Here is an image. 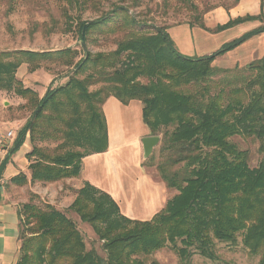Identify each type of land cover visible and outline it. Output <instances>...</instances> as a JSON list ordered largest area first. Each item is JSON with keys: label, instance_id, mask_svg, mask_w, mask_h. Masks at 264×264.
Wrapping results in <instances>:
<instances>
[{"label": "trees", "instance_id": "obj_1", "mask_svg": "<svg viewBox=\"0 0 264 264\" xmlns=\"http://www.w3.org/2000/svg\"><path fill=\"white\" fill-rule=\"evenodd\" d=\"M59 1L65 31L76 33L80 48L0 50V91L26 99L32 109L10 152L28 138L30 175L20 172L11 183L51 184L79 177L84 158L109 148L104 105L114 96L125 105L142 103L143 121L152 135L173 126L164 134V160L157 168L166 186L178 192L151 219L139 220L123 214L111 194L85 182L69 209L91 225L104 255L88 248L76 219L49 202H35L34 194L19 208L20 256L15 264H159L145 258L169 245L188 264L195 253L216 260L217 242L236 245L240 236L264 264V56L235 70L213 63L264 34L263 0L259 14L231 18L215 28L205 25L204 15L231 6L200 14L193 0H181L197 12L182 23L212 33L260 22L213 53L195 57L181 54L169 35L170 27L182 23L149 24L122 0ZM16 2L9 0V12ZM105 3L111 6L103 10ZM133 4L137 7L140 0ZM86 11L100 15L83 18ZM103 40L116 48L88 50ZM43 62L71 67V73L41 97L17 71L25 63L35 71ZM98 84L104 85L90 89ZM236 136L259 140L258 166L251 167L249 150L233 142Z\"/></svg>", "mask_w": 264, "mask_h": 264}, {"label": "rangeland", "instance_id": "obj_2", "mask_svg": "<svg viewBox=\"0 0 264 264\" xmlns=\"http://www.w3.org/2000/svg\"><path fill=\"white\" fill-rule=\"evenodd\" d=\"M14 5V9L8 11L9 0H0V50H14V49H33V50H52L65 47L80 48V42L77 40L76 33L65 31V18L62 15L63 3L59 0H18ZM113 2H120L121 0H112ZM125 4L130 5L131 12L138 15L140 20H146L149 24L170 25L182 23L186 20H193L197 13L192 10L190 6L182 5L181 0H140V4L134 6V0H122ZM198 6V12L203 14L207 9L218 6H236L240 0H193ZM110 3H105L103 10L110 8ZM221 7V6H219ZM223 7V6H222ZM229 7V8H231ZM225 8V7H224ZM214 9V8H213ZM228 9V8H227ZM73 16L77 15L76 9L71 10ZM100 15L99 12L86 11L83 13V18H95ZM205 16V15H204ZM56 22V24H55ZM59 23V24H58ZM57 28L55 25H57ZM56 28V29H55ZM215 51L220 46L216 47ZM116 48L111 41H100L99 44H90L88 50L92 53L99 51H110ZM243 52V49L240 50ZM83 53L76 59L78 60ZM17 71V77L24 83L38 91L42 97L50 86H56L68 80V75L71 73V67H67L54 62H43L40 67L31 71L28 64H22ZM244 65H237L230 67V69L242 68ZM235 73V72H234ZM231 75V74H228ZM217 79L221 76H217ZM104 84H98L91 87V90H97ZM214 85V84H213ZM215 87V86H213ZM213 92L215 89H212ZM45 92L43 95L41 92ZM28 101L24 98L18 97L12 92L0 91V132H7L15 130V139L19 135V130L24 125L26 120L30 117L31 108L27 105ZM135 123V122H134ZM132 125V130L137 128ZM173 129V126L162 127L156 134L160 137V142L155 146L152 154L148 158L143 156L140 151L141 162H143V170L149 177L151 185L157 189H161L164 195V204L171 199L178 191L177 189H170L161 178L157 165L164 160V155L161 153V146L164 140L166 131ZM152 135V134H149ZM233 142L238 144L242 149L249 150V161L251 167L258 166L262 159V154L259 151V140L255 137L236 136L232 138ZM28 138L23 145L16 151L15 161L20 168L26 164V151ZM141 142V140H140ZM38 145L54 147L55 142H37ZM10 175L5 173V177ZM138 180V179H137ZM84 184L79 179H66L58 183L42 184L35 183L27 184V187H22L21 192L17 195L20 208L29 202L31 197L35 194V202L43 204L49 202L58 209L65 211L78 221L79 227L87 242L88 248H96L102 255L104 251L101 248L102 242H99L97 235L93 228L88 223H83L79 217L70 211L69 206L75 199L76 190L81 188ZM24 186V185H23ZM160 192V193H161ZM118 201V200H117ZM119 202V201H118ZM161 208V209H162ZM133 218V217H132ZM136 219V218H135ZM180 244V243H179ZM217 259L212 260L205 258L198 253H195L188 264H259L260 256L254 255L246 249L242 242L241 236L236 245L228 243L217 242ZM146 261L156 260L159 264H182L180 256L172 246H168L159 250L147 258Z\"/></svg>", "mask_w": 264, "mask_h": 264}, {"label": "crops", "instance_id": "obj_3", "mask_svg": "<svg viewBox=\"0 0 264 264\" xmlns=\"http://www.w3.org/2000/svg\"><path fill=\"white\" fill-rule=\"evenodd\" d=\"M260 11L261 0H240L236 6L229 9L221 6L207 12L204 22L208 28H215L231 18L247 14L257 15ZM259 25V21H250L212 33L198 26L182 23L170 27L168 32L181 54L195 57L211 54L214 51L210 50H213L215 44L216 47H221ZM241 49L243 52H240ZM263 56L264 34H260L236 49L218 56L213 63L217 67L230 68L246 65ZM44 93L41 92L42 95ZM142 109L143 105L139 100H132L125 105L114 96L107 99L104 112L108 125L109 148L104 153L84 158L81 175L73 179H79L83 184L90 182L111 194L119 201L117 202L123 214L139 220H148L161 210L165 200L161 189L150 184L151 181L143 170L141 143L142 139L151 133L143 121ZM133 123L136 131L131 128ZM14 142L15 140L13 145ZM11 149L6 158V165L0 171V178L3 180L0 181V264H15L20 256V205L17 195L27 184L19 187L10 180L20 172L30 175L27 158L25 166L20 168L15 161L16 151L10 154ZM30 150L31 144L28 141L26 153ZM6 172L10 173L8 177H5Z\"/></svg>", "mask_w": 264, "mask_h": 264}, {"label": "built area", "instance_id": "obj_4", "mask_svg": "<svg viewBox=\"0 0 264 264\" xmlns=\"http://www.w3.org/2000/svg\"><path fill=\"white\" fill-rule=\"evenodd\" d=\"M15 134V130L12 129L7 132H0V168L2 166L3 161L9 155V151L15 139ZM0 181L3 180L0 178Z\"/></svg>", "mask_w": 264, "mask_h": 264}, {"label": "water", "instance_id": "obj_5", "mask_svg": "<svg viewBox=\"0 0 264 264\" xmlns=\"http://www.w3.org/2000/svg\"><path fill=\"white\" fill-rule=\"evenodd\" d=\"M159 142L160 137L156 135H148L142 139L144 158H148L152 154L155 146H157Z\"/></svg>", "mask_w": 264, "mask_h": 264}]
</instances>
